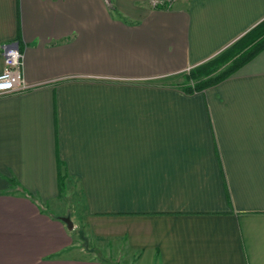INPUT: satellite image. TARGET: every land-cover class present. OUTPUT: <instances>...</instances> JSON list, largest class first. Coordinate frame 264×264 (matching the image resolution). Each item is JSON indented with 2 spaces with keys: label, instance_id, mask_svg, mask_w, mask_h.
<instances>
[{
  "label": "crops",
  "instance_id": "1",
  "mask_svg": "<svg viewBox=\"0 0 264 264\" xmlns=\"http://www.w3.org/2000/svg\"><path fill=\"white\" fill-rule=\"evenodd\" d=\"M263 20L264 0H0V72L17 42L32 86L0 97V264H264V50L182 89Z\"/></svg>",
  "mask_w": 264,
  "mask_h": 264
},
{
  "label": "trees",
  "instance_id": "2",
  "mask_svg": "<svg viewBox=\"0 0 264 264\" xmlns=\"http://www.w3.org/2000/svg\"><path fill=\"white\" fill-rule=\"evenodd\" d=\"M162 8L157 7L155 9ZM264 50V20L216 58L199 65L183 77L182 89L187 94L202 91L235 76L238 71ZM65 174L59 180L64 192Z\"/></svg>",
  "mask_w": 264,
  "mask_h": 264
},
{
  "label": "built area",
  "instance_id": "3",
  "mask_svg": "<svg viewBox=\"0 0 264 264\" xmlns=\"http://www.w3.org/2000/svg\"><path fill=\"white\" fill-rule=\"evenodd\" d=\"M152 8L169 9L175 0H147ZM3 69L0 72V97L12 93H23L32 86L24 81V55L17 42L5 43L1 47Z\"/></svg>",
  "mask_w": 264,
  "mask_h": 264
},
{
  "label": "rangeland",
  "instance_id": "4",
  "mask_svg": "<svg viewBox=\"0 0 264 264\" xmlns=\"http://www.w3.org/2000/svg\"><path fill=\"white\" fill-rule=\"evenodd\" d=\"M186 75H184V76H186ZM72 197H75L76 201L74 203L70 204V201H71L70 198H72ZM65 199H66V202H65ZM79 200H80V196L76 190H72L71 188H66L64 190V201H61V204H60L61 208L59 210V214H61L62 217H69L70 218V221L72 223L71 231L78 229L77 227H75V225L77 224V226H80V223H81L79 221V218H78L79 217L78 214H81V209H82V206H81V203ZM74 205H76V206H74ZM73 206H74V209H73ZM64 225H65V223H64ZM78 234H79V242L85 243L87 239L84 236V232L82 230H79Z\"/></svg>",
  "mask_w": 264,
  "mask_h": 264
},
{
  "label": "water",
  "instance_id": "5",
  "mask_svg": "<svg viewBox=\"0 0 264 264\" xmlns=\"http://www.w3.org/2000/svg\"><path fill=\"white\" fill-rule=\"evenodd\" d=\"M61 220H62L63 223H65V225H66L68 230L72 229V223H71L69 217H62Z\"/></svg>",
  "mask_w": 264,
  "mask_h": 264
}]
</instances>
